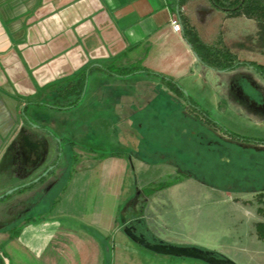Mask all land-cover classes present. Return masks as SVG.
<instances>
[{"label":"crops","instance_id":"crops-1","mask_svg":"<svg viewBox=\"0 0 264 264\" xmlns=\"http://www.w3.org/2000/svg\"><path fill=\"white\" fill-rule=\"evenodd\" d=\"M231 1L0 0V193L11 184L8 147L26 120L56 128L63 137L70 121L65 115L80 107L92 108L98 115L91 121L93 126L106 114L115 136L121 130L125 142H146L152 132L149 125L160 119L158 94H168L181 118L194 123L192 136L203 139L207 132L218 140L205 142V147L249 153L255 164L264 162V142L230 138L200 118L201 107L194 101L189 105L175 89L186 91L188 95H183L190 99V90L202 83L216 108L224 103L234 114L264 127V109L247 106L233 87L244 93L240 79L245 75L264 93L257 78L264 79L245 65L208 66L194 52L183 27L174 32L170 26L172 19H178L205 47L227 51L235 63L264 66L261 21L240 12L231 14ZM226 21L252 25L254 36L223 32L221 25ZM201 55L208 57L207 52ZM248 88L250 97L257 99L255 90ZM69 127L78 137L81 128ZM90 156L78 157L81 161L76 160L45 212L19 226L15 236L0 237V264H163L130 241L119 222L122 205L132 196L129 157L123 153ZM156 165L167 166L168 176L179 169L163 161ZM190 179L185 175L171 187ZM209 189L219 191L229 210L249 220V226L261 223L264 188ZM130 205L137 209L138 225L142 219L154 226L159 222L146 201ZM145 215H149L147 222Z\"/></svg>","mask_w":264,"mask_h":264},{"label":"rangeland","instance_id":"rangeland-1","mask_svg":"<svg viewBox=\"0 0 264 264\" xmlns=\"http://www.w3.org/2000/svg\"><path fill=\"white\" fill-rule=\"evenodd\" d=\"M245 1L251 2L262 11L259 20L263 39L264 0ZM251 28H253L252 25L250 27L246 22L237 21H226L221 25L223 32L244 31L246 37L254 36ZM207 80L210 81L208 77ZM257 80L264 86L263 81L258 78ZM195 86L190 90L189 100L201 107L198 114L200 118L204 117L207 121L218 123L223 129L248 142H264V127L254 120L234 114L225 107L224 103L216 108L212 99L201 88L202 83ZM156 91H160V88ZM162 91L167 93L165 90ZM249 91L252 92L250 88ZM183 92L188 95L186 91ZM146 95H148L147 92ZM167 97L168 94L165 96L158 94L157 99L155 98L161 110L160 119L157 121L158 124L149 125L152 132L149 133L150 137L147 136L146 142H125V134L121 130L116 131L115 136L113 130L109 131L113 125H110L109 115L106 114L99 116V124L93 126L91 124L93 118L98 119L95 109L80 107L70 111V114L65 115L66 118H70L66 134L75 137L74 153L77 160L81 161L85 156L91 158V154L94 157L98 155L104 157L111 153H123L127 158L129 157L132 196L126 204L122 205L119 222L125 227L134 224L136 231L142 234L146 241L197 247L221 255L234 264H264V237L262 236L264 229L261 228L258 233V224L249 226V220H244L238 212L229 210L228 204L219 191L209 189L214 187L222 191L226 189L242 192L260 191L264 188V162L255 164L249 153H237V155L225 153L223 147L218 152L215 147H205V142L218 140L207 132L204 133L203 139L192 136L194 123L184 121L176 111V106L171 105ZM54 101L60 103V101ZM142 104H144L143 101L139 102V105ZM69 126L81 128L78 137L70 131ZM52 131L55 134L58 133L56 128H52ZM144 149L147 150L144 151ZM78 157H82L81 160ZM159 161L178 165V172L170 176L166 175L167 166L156 165ZM75 162L70 161L73 169L76 166ZM185 175H189L191 179L171 187L173 182L182 179ZM2 193L4 192L0 195ZM32 198L18 206H12L16 205V200L20 199L17 193L0 199L1 238L8 236L10 231L17 227L19 221L11 223V219L15 212L22 213V210L18 211L19 208L24 209V212L27 211L28 217L45 212L49 203L41 200L33 206L38 195ZM142 201H146L153 208L150 213H153L152 216L155 215L159 221L156 226L145 224L143 219L138 225L137 209L135 206L132 208L130 202L138 205ZM263 204L264 202L261 205L262 208ZM260 214L262 219L260 224L264 226V212ZM148 218L149 215L144 216L146 222ZM249 232H251L250 236ZM143 251L150 256H156L162 260L163 264H204L197 260L155 255L145 249Z\"/></svg>","mask_w":264,"mask_h":264},{"label":"flooded vegetation","instance_id":"flooded-vegetation-1","mask_svg":"<svg viewBox=\"0 0 264 264\" xmlns=\"http://www.w3.org/2000/svg\"><path fill=\"white\" fill-rule=\"evenodd\" d=\"M240 81L246 92L240 93L238 86L233 85L234 89L241 95L239 98L255 110L264 109L262 88L252 83L245 75ZM248 86L255 90L257 99L250 97ZM26 122L27 124L18 129L7 150L8 159L12 163V177L7 179L11 182V187L7 190L16 187L17 189L10 194L17 193L20 196V199L15 202L16 205L13 204L12 206L26 203L27 200L33 199L34 195H38V199L33 206L41 200L50 204L62 188L67 174L73 169L70 161L74 163L77 160L74 153L75 137L70 134H65L62 137L40 124H34L28 120ZM33 189L36 190L33 191ZM7 190L3 192L5 193ZM25 191L27 193H24ZM4 193L0 195L2 196L0 199L7 196ZM20 210L22 213L15 212L11 219V223L19 221L17 227L24 224L26 220L37 217H28L27 211L24 212V209L19 208L18 211ZM11 223L9 222V225ZM129 226H133L136 230L134 224L126 227ZM136 233L138 232L136 231Z\"/></svg>","mask_w":264,"mask_h":264},{"label":"trees","instance_id":"trees-1","mask_svg":"<svg viewBox=\"0 0 264 264\" xmlns=\"http://www.w3.org/2000/svg\"><path fill=\"white\" fill-rule=\"evenodd\" d=\"M232 5H231V4ZM228 5L231 6L232 12L231 14H235V13H243L246 17H252L255 18L256 20L260 21V15H262V11L260 10L259 7L254 6L253 4H251V2H247L245 0H232L231 2H228ZM179 19L180 16L178 14ZM181 21V20H180ZM184 23V22H181ZM184 25V24H183ZM183 27V34L185 35L187 41L189 42V44L192 46L194 52L196 53V55L199 57V59H201V61L205 64H207L208 66L214 68V69H233L234 67H236L237 65H245V66H249L251 67L256 73H258L263 79H264V66L261 65H256L253 63H249V62H241V63H235L234 60L232 59V56L225 50H213L210 49L208 47H205L204 45H202V43H200V41L196 38L194 32L192 31V29L187 28L186 25L181 26ZM264 27V26H263ZM202 52H207L208 57L207 59L203 58L201 53ZM86 68L82 69L81 71L85 70ZM111 73H116V74H120L121 72H111ZM151 75L160 77L161 79H165L166 78L164 76H160L154 73H150ZM167 82H169L167 80ZM175 89L178 91V93L185 99V101H187V103L189 105H191V101L188 99L187 96H184L182 91H180L178 89V87H175ZM203 119H205L204 117H202ZM206 120V119H205ZM207 123L215 128L220 129V131L222 133H224L225 135L229 136L232 139H236L239 141H243V142H248V140L242 139V138H238V136H235L234 134L228 132L227 130L223 129L218 123L215 122H211V121H207ZM261 143V142H259ZM264 206V204H263ZM260 213L264 212V207L261 208L259 210ZM30 220L33 219H28L25 221L28 222ZM259 225V226H258ZM257 225V230L258 233L260 232L259 230L262 228L264 229V226L261 224ZM19 233V227H16L14 229H12L10 231V236H15L16 234ZM260 236V234H259ZM264 237V235H262ZM214 255H216L217 257H221L220 255L214 253Z\"/></svg>","mask_w":264,"mask_h":264},{"label":"water","instance_id":"water-1","mask_svg":"<svg viewBox=\"0 0 264 264\" xmlns=\"http://www.w3.org/2000/svg\"><path fill=\"white\" fill-rule=\"evenodd\" d=\"M195 55V54H194ZM185 95V93L183 92ZM24 117V115H23ZM26 119V117H24ZM17 188L7 190L4 195H9ZM2 196H0L1 198ZM124 235L139 247L160 256H167L180 259H191L201 261L204 264H234L228 259L217 257L213 252L206 251L197 247H182L167 245L162 242H148L144 239L143 235L136 233L133 226L125 227L123 229Z\"/></svg>","mask_w":264,"mask_h":264},{"label":"built area","instance_id":"built-area-1","mask_svg":"<svg viewBox=\"0 0 264 264\" xmlns=\"http://www.w3.org/2000/svg\"><path fill=\"white\" fill-rule=\"evenodd\" d=\"M170 26L174 32H180L181 30V25L178 19H172L170 21Z\"/></svg>","mask_w":264,"mask_h":264}]
</instances>
